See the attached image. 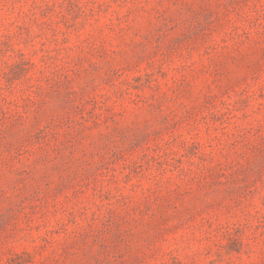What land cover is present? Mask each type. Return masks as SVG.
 Listing matches in <instances>:
<instances>
[{
	"label": "rangeland",
	"instance_id": "1",
	"mask_svg": "<svg viewBox=\"0 0 264 264\" xmlns=\"http://www.w3.org/2000/svg\"><path fill=\"white\" fill-rule=\"evenodd\" d=\"M0 264H264V0H0Z\"/></svg>",
	"mask_w": 264,
	"mask_h": 264
}]
</instances>
